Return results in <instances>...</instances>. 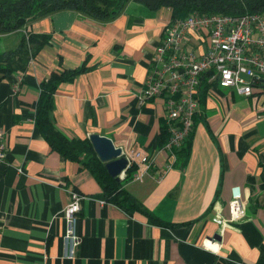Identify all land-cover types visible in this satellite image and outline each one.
Returning a JSON list of instances; mask_svg holds the SVG:
<instances>
[{
  "label": "crops",
  "instance_id": "crops-1",
  "mask_svg": "<svg viewBox=\"0 0 264 264\" xmlns=\"http://www.w3.org/2000/svg\"><path fill=\"white\" fill-rule=\"evenodd\" d=\"M170 19L167 7L129 0L110 20L63 10L0 35V50L15 48L23 33L49 37L24 71L0 81V264H264V89L245 97L203 81L190 153L176 163L158 145L162 99L139 100ZM185 46L204 47L190 36ZM82 66L58 84L53 123L70 138L98 133L144 153L150 168L124 188L167 224L105 201L92 174L37 130L41 83ZM69 190L83 195L72 258L62 241ZM234 199L244 209L237 219L229 211Z\"/></svg>",
  "mask_w": 264,
  "mask_h": 264
},
{
  "label": "built area",
  "instance_id": "built-area-1",
  "mask_svg": "<svg viewBox=\"0 0 264 264\" xmlns=\"http://www.w3.org/2000/svg\"><path fill=\"white\" fill-rule=\"evenodd\" d=\"M189 36L203 49L187 48ZM203 81L245 97L251 96L255 89H264V11L242 15L195 13L165 25L139 100L162 99L163 125L168 132L162 147L174 161L176 149L193 129L198 90ZM17 85L16 81L15 89ZM122 155L127 164L121 179L126 169L136 164L132 179L141 180L151 166L147 156L135 149H122ZM5 156L6 144L0 131V164ZM68 193L70 199L62 210L66 224L62 241L64 257L72 258L79 243L77 222L83 195L73 190ZM229 211L234 219L243 215L242 201H230Z\"/></svg>",
  "mask_w": 264,
  "mask_h": 264
},
{
  "label": "trees",
  "instance_id": "trees-1",
  "mask_svg": "<svg viewBox=\"0 0 264 264\" xmlns=\"http://www.w3.org/2000/svg\"><path fill=\"white\" fill-rule=\"evenodd\" d=\"M127 1L129 0H0V35L19 30L34 19L63 10L76 11L99 21L110 20L121 12ZM132 1L150 10H158L161 7L169 8L171 10L170 21L186 18L195 13L242 15L264 11V0ZM48 39V35L45 34L23 33L15 48L0 50V81L17 70L24 71L29 60L40 51ZM86 69L82 66L60 73L52 72L49 79L41 83L34 115L35 126L52 150L58 152L64 159L80 164L92 174L101 187V196L105 201L111 202L129 214L139 212L151 222L163 223L124 188V184L132 179L137 169L136 164L126 169L122 179H115L109 175L104 162L93 151L88 138H70L52 121L54 93L58 84L64 80H71L76 74ZM205 91L206 88L203 87L200 93V103L204 101ZM192 132L193 129L188 139L176 149V163L186 162L190 153ZM158 138V145L162 147L168 138V132L163 124Z\"/></svg>",
  "mask_w": 264,
  "mask_h": 264
},
{
  "label": "water",
  "instance_id": "water-1",
  "mask_svg": "<svg viewBox=\"0 0 264 264\" xmlns=\"http://www.w3.org/2000/svg\"><path fill=\"white\" fill-rule=\"evenodd\" d=\"M89 142L98 158L104 162L109 175L120 180L122 171L126 168L127 161L122 155V149L114 145L112 140L98 133L88 135Z\"/></svg>",
  "mask_w": 264,
  "mask_h": 264
},
{
  "label": "rangeland",
  "instance_id": "rangeland-1",
  "mask_svg": "<svg viewBox=\"0 0 264 264\" xmlns=\"http://www.w3.org/2000/svg\"><path fill=\"white\" fill-rule=\"evenodd\" d=\"M190 39V38H189ZM222 89H225V88H222Z\"/></svg>",
  "mask_w": 264,
  "mask_h": 264
}]
</instances>
